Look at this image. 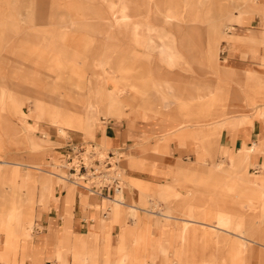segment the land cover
Here are the masks:
<instances>
[{
	"label": "rangeland",
	"instance_id": "1",
	"mask_svg": "<svg viewBox=\"0 0 264 264\" xmlns=\"http://www.w3.org/2000/svg\"><path fill=\"white\" fill-rule=\"evenodd\" d=\"M123 6L128 18L126 23L120 20ZM169 10H174L179 21L169 19L167 15ZM259 21L263 28L259 38L243 34L247 28L258 27ZM220 24L222 30L218 31L216 27ZM233 43L252 47L249 55L251 59L259 57L260 46L263 51L259 57V62L263 65L260 68L264 69V0H0V86L3 87L0 93V155L4 149L25 151L27 147L31 152L41 151L46 143L42 137L49 139L52 135L64 147L67 143L98 144L95 134L99 127L109 120L120 122L127 116L135 118L145 115L144 117L149 118L151 115H159L171 120L183 118L193 122L208 119L213 122L215 108L211 103L214 104L221 99L226 102L225 108L228 112L240 114H233V117H240L247 122L252 121V125L256 121L264 124V113H260L264 109V98L254 97L256 91L264 94L261 85V81H264V72L259 74L246 71L241 82L236 75H232L223 64L227 63L225 50L229 57L235 56L229 51V46ZM223 44L226 47L222 46ZM167 52H171V55ZM98 69H105L109 77L108 86L112 90H116L117 81L131 82L141 87L142 94L137 102L127 98L130 105L119 108L115 114L95 111L91 129L84 131L60 123L54 125L43 117H34L31 108L36 99L52 104L47 96L52 95L53 100L56 97L55 92L51 94L47 91L46 85L57 81L64 83H60V86L72 83L86 88L95 81L98 82ZM115 78L117 80H114ZM163 82L164 85L175 86L178 92L183 90V94L178 97L170 94L164 85L162 88L158 86ZM192 85L193 92L191 96H187L185 91ZM59 91L60 94L66 92L63 88ZM87 91V99L95 100L94 93L91 95L89 88ZM24 101L25 105L21 109L19 104H23ZM126 110H129L128 115ZM172 110L175 114H170ZM26 120L31 123L32 128L27 126ZM259 126L261 128V124ZM59 128L64 130V135L58 133ZM172 132L163 133L160 138L155 139L156 142L158 143L160 139L161 145H166L174 139L173 136H169ZM28 135L35 141V147L26 144ZM166 135L169 137L168 140L164 139ZM188 141L197 143V147L192 149L199 165H205L206 160L212 159L218 150V148L209 150L201 138L180 141V144L185 145ZM257 142L259 141H254ZM39 143L40 145H37ZM100 146L105 148L104 145ZM158 148L160 147L156 146L153 150L148 146L145 150L163 153ZM260 152L264 156V139ZM222 155L227 162L223 160L212 163L204 171L206 173H199L197 177L190 174L187 169L177 170L173 180L177 179L176 186L186 189V194L181 195L178 192L177 198L168 203L176 200L188 216L205 210L204 216H201V213L194 215L199 221H209L207 217H213V214L217 213L215 209L218 205L220 212L242 218L243 224L247 227L253 223L258 224L261 218L259 206L251 209L243 206L240 200L230 198L225 193L227 189L225 185L233 184L235 193L244 198L249 196L259 200L260 193L256 191L244 193L246 187L236 178L233 180L234 174L230 168L240 161L239 154L225 149V154L222 152ZM186 158L188 160L189 155ZM133 159L128 157V165ZM1 160L3 161V158L0 157ZM2 163L0 170L5 172L4 176L0 175L2 177L0 181L3 186H9L13 193L19 192L22 188L28 192L27 172L24 175L20 174V168L24 166L18 167L10 162ZM220 163H225L226 169L215 170ZM33 165L52 173L42 175L54 179L55 186L63 184L66 189L75 188L73 190L82 199L88 196L83 187L74 186L59 178L63 176L61 169L68 177L69 166L66 165L65 157L53 164L39 162ZM262 168L263 166L252 165L247 171L251 173V178L255 179L264 175ZM230 171L232 176H229ZM28 172L37 173L30 168ZM126 181L128 187L139 186L132 185L127 177ZM191 185L194 187L193 190L190 188ZM122 199L129 204L127 199L123 197ZM160 203L167 204L163 200H151L140 206L160 213L161 230L156 231L157 234L154 235L153 230L146 225L148 218L152 216L143 212L146 217L138 218L142 219L140 227L142 245L138 247L135 236L128 235L134 238V246L127 250L126 235L122 244L124 248L118 247L117 252L115 250L117 245L112 248L113 251L109 249L107 260L112 257L120 259L124 256L125 264H148L150 250L154 245L158 250L160 246L169 249L174 256L172 260L179 264L177 254L181 246L178 241L182 222L173 221L164 215L171 212L177 218L184 216H180L181 208L180 211L179 209L163 211ZM90 204H93L92 201ZM89 207L91 209L93 206ZM117 208L118 206H112L110 218L114 216ZM122 209L126 215L123 223L125 226L131 210L125 206ZM44 210L46 209L42 211ZM188 216L185 218L190 219ZM91 219L96 221L95 223L102 220L100 215L90 216L89 220ZM261 222H264L263 216ZM27 225L32 234L33 245L37 226L34 221ZM190 227L195 234L197 226ZM259 229L264 230V226H260ZM249 239L251 241L247 242L244 264H264V247L258 244H264V234L249 236ZM220 251L224 255L227 253L226 249ZM101 254L103 255V250ZM104 260L101 257L98 264H103ZM235 262L236 260L233 264Z\"/></svg>",
	"mask_w": 264,
	"mask_h": 264
},
{
	"label": "crops",
	"instance_id": "2",
	"mask_svg": "<svg viewBox=\"0 0 264 264\" xmlns=\"http://www.w3.org/2000/svg\"><path fill=\"white\" fill-rule=\"evenodd\" d=\"M168 12L167 15L170 20L179 21L174 10H169ZM127 19L123 23H126ZM216 29L221 31L222 24L218 25ZM262 29L259 21L258 27L247 28L243 34L259 38ZM222 46H225V44ZM258 48L260 57L263 51L260 46ZM252 49L250 46L233 43L229 46V51H231L232 55H235L234 57H229L228 52L225 50L227 63L223 65L231 71L232 75H236L240 82L243 81L246 71L257 72L259 74L264 72V69L260 68L263 65L259 62V57L254 59L249 58ZM167 53L171 55V52ZM169 59L172 60L171 57ZM108 78L105 69H98V82L95 81L94 84L86 88L72 83H65V85L60 86L61 82L52 81L46 85V88L51 94L55 92L56 97L53 100L52 95L47 96L51 99L52 104H47L36 99L31 108L34 117H43L54 125L60 123L84 131L91 129L90 125L92 124L95 111H106L107 113L115 114L119 108L130 105L129 99L137 102V99L142 94L140 92L141 87L131 82L127 83L124 81L120 83L117 81L116 90H112L108 86ZM114 80H117V78ZM166 82L171 84L167 80ZM97 83L98 86L96 87ZM164 83H159L158 86L162 88ZM169 84L164 86L170 94L177 97L183 94V90L178 92L175 86ZM261 85L264 88V81H261ZM193 87L192 85L186 89L185 93H187V96H191ZM2 88L0 86V93ZM62 88L66 91L64 94H60L59 90ZM88 88L91 95L94 93L95 100L91 99L90 101L87 99ZM260 94L256 91L254 97L260 96V98H264V94ZM225 104L226 102L222 101V99L215 101L214 104L211 103V106L214 105L215 108L213 122L208 119L192 122V120H185L183 118H176L174 121L162 118L159 115H151L149 118L144 117L145 115L135 118L127 116L120 122L109 120L96 131L95 137L98 140V144L104 145L106 149L121 151L123 160L121 165L124 168L125 180L124 188L120 195L127 199L129 203L126 204L125 202L126 208L131 210L136 206L135 210L140 211V217L145 218L146 215L143 212L148 211L147 214L152 217L148 218L146 225L149 229L153 230L154 235L157 234L156 231L161 230L159 223L161 215L160 213L151 211L150 208L140 205H145L147 201L151 200L161 201L162 193L165 198L177 197L178 192L181 195H185L186 189L176 186L178 185L177 179L173 180V176L177 170L180 168L187 169L190 174L197 177L199 173H206L204 171L212 163L215 164L217 161L223 160L227 162L222 155V152L225 154V149L237 152L240 156V161L234 163L230 168L234 176H232L231 171L230 173L228 172L229 176H232L233 180L236 178L239 183L246 187L244 193L256 191L260 193V198L259 200H255L249 196H245L244 198L236 194L231 183L230 185H225V188H227L225 191L226 195L238 201L240 200L239 202L243 206L251 209L259 206L262 218L264 212V175L252 179L251 173L247 169L252 165L263 166L262 169H264V156L260 152V146L264 139V124L256 121L252 125V121L247 122L246 120L243 121L240 117H233V114H240L238 112H228ZM23 105H25V101L23 104H19L21 109ZM246 105H248L247 102ZM128 113L129 110H126V115ZM260 113L263 114L264 109ZM170 114H175V112L173 113L172 110ZM242 121L243 123H241ZM26 123L28 127H33L27 120ZM259 124H261V128ZM168 132H172L169 136H173V140L166 145H161L162 140L160 139L158 143L156 142L157 138H160L163 133ZM58 133L64 135V130L59 128ZM29 135L27 136L28 142L26 144L35 147V141ZM35 137L38 138L37 136ZM164 137L165 140L169 139L167 135ZM199 138L204 139L209 150L210 148H218L212 159L206 160L205 165H199L196 162L197 157L192 149L193 147H197L196 142L188 141L185 145L180 144V141ZM42 140L46 141V143L43 145L41 151L31 152L27 147L25 151L22 149L5 151L6 149H4V152L0 155L3 158V161H0V166L3 165L2 162L14 163L18 167L24 166L20 168V174L24 175L27 172L26 180H29L27 181L28 192L22 188L21 190L19 189V192L15 193L11 192L9 186H3L0 181V264H67V261L68 264H76V253H85L90 256L93 261L89 264H98V259L101 257L105 259L103 264H125L126 259L124 256L120 259L112 257L107 260L109 249L113 251L112 248L116 245V252L118 247L124 248L122 244L126 235L127 250H130L134 246V238L128 237V235L135 236L137 240L136 245L140 247L143 243V238L140 234L141 228L136 233L127 228L133 227L135 224L130 215L126 225L123 226L126 215L120 209H117L114 216L110 218L109 213L112 210L114 201L90 194L82 199L73 190L75 188L66 189L63 184L55 186L54 179L42 175V173H52L33 164L39 162L45 164L56 163L62 160V157H65L66 152V146H62L61 142L53 135L49 139L42 137ZM256 140L259 142L254 143ZM37 145H40V143ZM250 145L255 147V150L251 157H248L247 148ZM148 146L152 147L153 150L156 146L160 147L158 149L163 153H153L150 149L145 150ZM187 155H189L188 160L186 158ZM259 155H261V158H259ZM128 157L134 158L129 165ZM7 166L11 167V165ZM26 167L37 173H29ZM224 167L225 163H220L214 169L222 171L226 169ZM4 172V170H0V175L4 176ZM60 172L63 176H59V178L68 182L65 172L62 169ZM1 176L0 179L2 180ZM126 177L131 180L132 184L136 183L139 186L128 187ZM18 180L20 182L19 178ZM256 184H260L262 188ZM190 188L191 190L194 189L192 185ZM89 197L96 199H90ZM90 201L93 204H90ZM89 206L93 207L90 209ZM88 207L89 209L87 210ZM160 207L163 211H173L176 209V203H160ZM43 209L46 210L42 211ZM215 211L229 218L223 227L226 234L223 236L222 242L224 250L226 249L227 253L225 255L222 253L224 255L222 256V264H233L235 260V264H244L248 245L246 244L245 248H240L237 236L240 232L246 231L249 242L251 241L249 236H254L258 233L264 234V230L260 231L259 229L260 226H264V223L261 222L260 218L258 224L253 223L247 227L243 224L242 218L240 219L227 212H220L218 205ZM200 213L201 216H204L205 210H201L194 215H199ZM96 215H100L102 218L99 223H95L96 221L93 219L89 220L90 216ZM141 220L140 218L139 227L142 226ZM32 221L37 226L33 245L31 244L32 234L27 228V224H31ZM202 233L203 231H199L198 235H202ZM178 242L180 243V240ZM258 244L264 247V244ZM102 250L103 255L101 254ZM150 256L153 262H149L148 264H176L172 260L174 256L171 254V251L162 246L158 250L153 245V253ZM145 257L148 258V255ZM177 257L179 259L178 263L181 264V249L178 250ZM203 257L197 251H190L187 255L188 264H204ZM212 264L216 263L213 262Z\"/></svg>",
	"mask_w": 264,
	"mask_h": 264
},
{
	"label": "bare ground",
	"instance_id": "3",
	"mask_svg": "<svg viewBox=\"0 0 264 264\" xmlns=\"http://www.w3.org/2000/svg\"><path fill=\"white\" fill-rule=\"evenodd\" d=\"M122 7V6H121ZM121 12V21H125L126 15H125V7L123 6ZM169 15V12H168ZM169 17V16H168ZM93 110V108H92ZM244 121V120H243ZM243 121L241 123H243ZM105 149V148H104ZM255 147L250 145L247 148V156L251 157L252 153L254 152ZM82 185V184H81ZM132 185H136L132 184ZM259 187L261 186L260 184H256ZM87 187V185H83ZM262 188V187H260ZM133 194V193H132ZM176 199L177 197H170V198H165L164 194L162 193V200L166 203H168L172 199ZM111 201H114V205L118 206L117 209H120L123 211L122 208L126 205L125 202L122 199L121 195H118L116 198L114 197ZM176 211L180 208L182 210V205L179 206L177 204L176 200ZM130 206V205H129ZM135 207L131 209L130 211V218H132L135 222L132 232H138L140 227H139V217H140V211L135 210ZM116 209V210H117ZM178 211V212H179ZM184 208L180 214L181 217L184 216V218H177L172 215L171 212H167L164 217H167L171 220H181L182 224H180V245H181V264H188L187 261V255L190 251H197L199 255L204 256V264H212L213 262L216 264H222L223 263V254L221 253V249H224V245L222 242L223 236L226 234L224 232L223 227L229 220V218L226 216H222L221 214L214 213L213 217L208 216L207 218L209 221H199L197 218L194 216V214H191L188 216L186 212H183ZM264 211V210H263ZM148 213V212H144ZM188 216L190 219H186L185 217ZM213 218L216 221H212ZM263 219H264V212H263ZM264 223V222H263ZM133 224V223H132ZM192 225L197 226V232L194 234L191 231ZM199 231H203L202 235H198ZM214 238V239H213ZM240 248H245V245L248 242V233L246 231H242L238 234L237 236ZM174 245V244H173ZM171 246V245H170ZM173 247V246H172ZM153 253V248L150 250L149 258L150 262H153L151 258V254ZM76 259L75 263L76 264H89L91 261L90 256L86 255L85 253H76Z\"/></svg>",
	"mask_w": 264,
	"mask_h": 264
},
{
	"label": "built area",
	"instance_id": "4",
	"mask_svg": "<svg viewBox=\"0 0 264 264\" xmlns=\"http://www.w3.org/2000/svg\"><path fill=\"white\" fill-rule=\"evenodd\" d=\"M67 181L83 187L90 195L112 200L124 188V168L120 150H104L97 143H67ZM87 185V187L83 185Z\"/></svg>",
	"mask_w": 264,
	"mask_h": 264
}]
</instances>
